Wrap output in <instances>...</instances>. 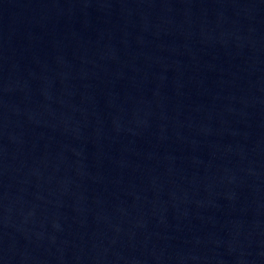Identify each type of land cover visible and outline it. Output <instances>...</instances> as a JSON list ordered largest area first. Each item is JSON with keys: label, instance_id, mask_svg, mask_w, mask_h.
<instances>
[{"label": "water", "instance_id": "95a60500", "mask_svg": "<svg viewBox=\"0 0 264 264\" xmlns=\"http://www.w3.org/2000/svg\"><path fill=\"white\" fill-rule=\"evenodd\" d=\"M0 264H264V0H0Z\"/></svg>", "mask_w": 264, "mask_h": 264}]
</instances>
